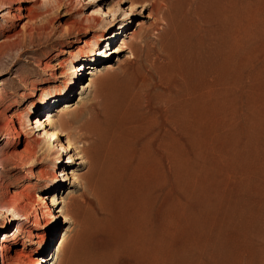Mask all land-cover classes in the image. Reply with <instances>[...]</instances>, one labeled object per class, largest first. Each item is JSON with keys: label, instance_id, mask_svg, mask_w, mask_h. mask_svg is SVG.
<instances>
[{"label": "rangeland", "instance_id": "374dc122", "mask_svg": "<svg viewBox=\"0 0 264 264\" xmlns=\"http://www.w3.org/2000/svg\"><path fill=\"white\" fill-rule=\"evenodd\" d=\"M177 1L171 48L144 3L0 0V264L1 247L7 264H128L140 244L161 264H264V0ZM216 53L228 83L194 100ZM97 87L123 108L130 169L110 187L59 127L101 108Z\"/></svg>", "mask_w": 264, "mask_h": 264}, {"label": "bare ground", "instance_id": "6f19581e", "mask_svg": "<svg viewBox=\"0 0 264 264\" xmlns=\"http://www.w3.org/2000/svg\"><path fill=\"white\" fill-rule=\"evenodd\" d=\"M132 2L134 4L144 3V5L150 6L152 8V11H154V13L157 15V18L159 20L158 26L164 25V27H165L164 28L163 26H160V27L164 28V33L160 32L161 33L160 38L162 41H164L165 36L167 35L170 38V42H171L170 47L171 48L178 46L181 43V38L183 37V35L186 31V27H185L184 21L181 20L182 19V15L180 13L181 8L179 6L180 3L177 0H132ZM159 31H161V30H159ZM158 40H159V38H158ZM88 43H90V42H88ZM160 45H161V43H160ZM89 46H91V45H89ZM162 48H164V47H162ZM219 55H220L219 53H216L215 56L211 58L212 64H210V62H208L209 67H207V70H209L208 71L209 74H207V76H206V73H205V76H206V78L204 77L205 80L201 84H199L196 87V89L192 90L193 89L192 88L190 90V92L191 91L194 92L191 95V97L194 96V98H193L194 100L198 99L199 101L212 102L214 99H217L219 96H221V93H220L221 91L220 92L217 91V86H219L220 84L225 85L228 83L229 59L225 56L222 58V61H221L220 60L221 55L220 56ZM209 58H210V56H209ZM199 61H200V59H198L193 64V68H192L193 74L200 73L201 69L199 70V67H200L201 61L200 62ZM220 61L222 62L221 69H222V74H223V75H221L222 76L221 78H219L218 75L214 74V72L217 71L215 67H217V65L220 64L219 63ZM78 67L79 66H76L75 69L78 70L77 69ZM217 73H219V72H217ZM95 92H96V94L94 97L97 99V101H99V98H100V102L102 103L101 108H98L99 110L95 108L97 106H91L90 105L87 107H82V108H80V109H78L72 113V117L69 120V124L67 123V121L62 120L59 124V127L61 128L62 131L63 130L67 131L69 136H71V138L73 137L74 140H77V141L81 140L84 142V145L82 147V153L84 154V158H86V161L91 165L90 166L91 170L93 171V170L97 169L100 178L103 181L106 180V181H104V186L106 185V187H110L114 184V182H116V183L120 182V184H122L124 177L126 176V174H128L127 171H129V169H130L129 162L127 160L128 149H127V147L124 146V143H123V139H124V134L122 131L123 121H124L123 113H122L123 108H122L121 103L118 102L119 98L116 99V96L111 95L113 90L111 93H108L106 91H103L100 87H97L95 89ZM113 94H114V92H113ZM115 94H116V92H115ZM117 97H118V95H117ZM121 100L123 101V99H121ZM183 102H184V100H183ZM188 102H189V100H188ZM186 104H185V106H186ZM183 106H184V104H183ZM182 108H184V107H182ZM185 111L186 112L185 113L183 112L181 117L183 120L186 121L188 119V121H189L190 117L192 115L190 113H187L186 109H185ZM190 129L193 131V133L196 132V130L198 129L197 124L194 122V124H192L190 126ZM130 132H131L130 136H131V139L133 142L131 148H132V150H136L135 155H137V158H138L137 169H139L140 166L143 165V163L145 162V159H146L145 151L142 147L143 144H141L143 142V140H142V133H143L142 124H140V122H138V120H136V125L131 127ZM47 135L49 137H53L54 131H51V132L48 131ZM140 144L142 145L141 146L142 149L140 148L141 150L140 149L137 150V147ZM56 176H57V174L55 171L47 170L43 175V182L46 184L47 182H49V180H51L53 177H56ZM108 184L110 186H107ZM106 195H107V193H106ZM49 214L52 215V218L55 215L52 211ZM35 216L37 217L36 214H35ZM43 239L44 238H42L41 241H43ZM152 250L150 252V249L147 246V244H140V245H136L134 247H131L130 251L132 253H134L135 256L131 257L129 255L130 258H129L128 264H161L163 261H161V263H159L158 259L155 257L156 254L154 256L152 255ZM158 253H161V252H158ZM5 256L6 255H4L3 247H1V262H2V264H7L5 262V260H6ZM87 260H89V259H87ZM82 264H86V263H82ZM90 264H103V263L102 262H94V263H90Z\"/></svg>", "mask_w": 264, "mask_h": 264}]
</instances>
